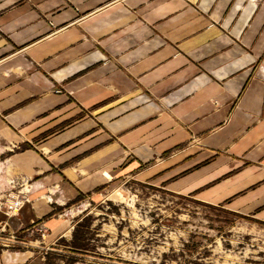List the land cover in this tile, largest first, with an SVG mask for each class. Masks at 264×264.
Masks as SVG:
<instances>
[{
    "label": "crops",
    "instance_id": "1",
    "mask_svg": "<svg viewBox=\"0 0 264 264\" xmlns=\"http://www.w3.org/2000/svg\"><path fill=\"white\" fill-rule=\"evenodd\" d=\"M263 72L264 0H0V251L129 181L264 222Z\"/></svg>",
    "mask_w": 264,
    "mask_h": 264
},
{
    "label": "rangeland",
    "instance_id": "2",
    "mask_svg": "<svg viewBox=\"0 0 264 264\" xmlns=\"http://www.w3.org/2000/svg\"><path fill=\"white\" fill-rule=\"evenodd\" d=\"M253 216L151 184L118 183L73 214L69 234L51 243L40 225L19 243L2 247L0 264H7L2 257L8 254H18L14 264H264V222ZM79 224L77 243L85 248L73 252Z\"/></svg>",
    "mask_w": 264,
    "mask_h": 264
},
{
    "label": "built area",
    "instance_id": "3",
    "mask_svg": "<svg viewBox=\"0 0 264 264\" xmlns=\"http://www.w3.org/2000/svg\"><path fill=\"white\" fill-rule=\"evenodd\" d=\"M3 191H0V211L4 208V211L7 210L10 214H17L20 210V205L22 204L21 201L17 200L16 198H12L11 204L8 206H5V201L2 199ZM3 234L2 231H0V237Z\"/></svg>",
    "mask_w": 264,
    "mask_h": 264
},
{
    "label": "trees",
    "instance_id": "4",
    "mask_svg": "<svg viewBox=\"0 0 264 264\" xmlns=\"http://www.w3.org/2000/svg\"><path fill=\"white\" fill-rule=\"evenodd\" d=\"M80 230H82V225L79 224L77 226V231L74 233L73 243L70 245L72 250H73V252H81L85 248L81 243H77V239L79 237L78 233L80 232Z\"/></svg>",
    "mask_w": 264,
    "mask_h": 264
}]
</instances>
